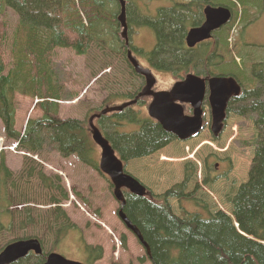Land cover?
<instances>
[{"label":"trees","instance_id":"16d2710c","mask_svg":"<svg viewBox=\"0 0 264 264\" xmlns=\"http://www.w3.org/2000/svg\"><path fill=\"white\" fill-rule=\"evenodd\" d=\"M162 1L169 2V5L159 6L155 14L148 16L142 15L136 7L148 1L128 0L126 16L131 27V22H134L135 25L152 28L156 37L155 44L150 51L144 52L148 66L151 69L169 73L174 80L183 79L189 72L196 75H208L210 71L217 73L214 61H217L219 65L225 60L221 57L227 58V52L230 49L233 50L228 43V37L238 16L235 6L238 5L241 8V16L244 17L246 23L257 18L262 7V0H231L236 14L231 23L223 27L218 35L219 45H223L226 49L225 52H221L222 55L212 45L192 49L185 45L188 29L200 24V19H198L200 18V6L197 8L195 4L198 1L207 3L212 0ZM7 2L8 0H0V15L6 11ZM213 2L227 5L222 0ZM248 12L251 14L248 15ZM53 13L58 16L59 23L50 27L22 19L17 20L10 27L0 17V123L3 138L10 143L13 140L14 148L33 153L32 155L41 154L43 144L46 143L50 150L61 157L75 156L80 162L88 164L106 177L107 175L99 168L98 148L92 141L88 119L93 113L99 112L117 99H133L135 97L133 84L141 75L135 72L126 57L128 82L125 90L123 85L122 89L111 91L99 107L90 109L92 114L89 112L87 121L73 117L63 118L59 116L60 108L57 102L69 99V96L65 94L64 86L66 85L63 83V86L60 83L51 59L56 47H72L78 54L86 55L91 48L100 45L102 48L110 47L112 52L113 47L119 45L116 43L117 30H119L116 17L119 13V5L113 0H59ZM11 29L13 30L9 46L10 62L8 63L4 41L7 31ZM131 30L133 27L129 28V32ZM72 36H75V39L71 40ZM219 45L216 41L214 46L219 47ZM130 48L133 52L139 51L131 44ZM124 51L126 56L125 45ZM122 52L114 53L123 58ZM241 57L237 55L242 64L237 69L232 68L236 64V61L232 60L231 69L218 72L219 76H223L220 74L233 75L244 85L241 96L236 100V102L243 103L238 107L241 110L235 111L233 115L245 117L248 111L252 112L256 115L254 123L258 131L252 143L254 147L252 163L243 176L245 179L237 188V182L231 179L229 191L231 193L227 196L233 213L235 212L238 217V230L231 237L233 240L231 249L199 229L195 218L203 220V216L209 214L206 212L208 211L207 206L195 198L192 195L193 192H187V183L191 182L192 178L189 168L192 167L193 171L197 168L195 163L187 161L185 166L189 167L185 168L189 171L188 178L185 177V181L174 185L162 194L154 195L143 184L141 185L147 192L145 196H138L123 189L125 204L121 206L119 201L117 213L121 208L123 209L128 219L139 229L149 248L147 252L137 236L120 220L145 250V255L138 259L140 263L146 260L150 264H264V64L257 65L255 63L259 60L250 59L251 67H249L250 63L245 66V55ZM132 81L134 83L131 84ZM18 94L33 101L36 100L33 110H38L40 114L29 117L22 130L17 129L16 126V96ZM145 99L143 97L138 100L137 108L126 107L122 111L103 114L94 120L95 125L121 159L125 173H127L126 164L130 160L148 157L167 144L176 141H188L207 126L210 127L204 119L200 132L187 139H180L165 131L157 121L147 116L143 109ZM230 114H226L224 127L218 133L219 135L214 136L212 133L213 140H216L225 129ZM127 127L131 128L127 129ZM25 155L30 157L28 154ZM4 157V152L0 151V231L5 229L10 235L5 245L15 240L36 238L41 244L42 252L35 254L30 251L25 257L12 264H43L47 255L52 252H46L45 248L49 250L55 246V251L60 250L59 246L61 247L64 238L76 228L69 222L66 213L59 205L62 199L68 198V193L60 183V175L54 173L52 177H48L38 170L39 173L34 176L41 181L43 186L52 185L51 188H54L52 192H56L57 196L50 195L48 200L51 205L56 204L55 208L52 209L50 217L36 227L41 209L28 205L29 192L23 196L24 190H12L15 188V182L10 180ZM227 166L230 167V164ZM211 168L209 169V166L204 168V175L206 176V171L208 177H204L202 182L208 186L217 181L215 174L220 169L219 163H215ZM31 169H35L33 165ZM111 188L113 192L112 183ZM175 199L179 203L184 200L192 201L193 210L190 212L182 205L179 206V212H175ZM171 200L174 201L171 202ZM239 204L241 208H243L242 205L246 206L241 212L238 209ZM12 206L17 207L13 208L14 213L11 211ZM181 208L189 213L187 218L181 214ZM6 216H10L8 223L4 222ZM118 218L121 219L119 215ZM77 235L83 245L84 263L94 264V261L101 258L102 248L83 242L81 235ZM120 244L126 248V236L123 234L120 235ZM2 248L0 247V251ZM235 250L237 258L232 256ZM56 253L60 254L59 251Z\"/></svg>","mask_w":264,"mask_h":264},{"label":"rangeland","instance_id":"374dc122","mask_svg":"<svg viewBox=\"0 0 264 264\" xmlns=\"http://www.w3.org/2000/svg\"><path fill=\"white\" fill-rule=\"evenodd\" d=\"M146 1L148 2L136 6L142 15L151 16L155 14L159 6L169 5V2H163L162 0ZM58 4L59 0H8L6 11L0 17L10 27L20 19L50 27L59 23L58 16L53 13ZM261 6L260 16L255 23L242 28L241 17L237 19L236 29L230 31L229 34L233 43L232 49L234 47L235 49H230L227 52V58L225 56L221 57L225 60L219 65L217 61H214L217 73L221 70L226 72L229 68L231 69L232 60L236 61L235 66L232 67L233 69L240 67L242 65L240 58L243 55L246 58L244 59L245 66L250 63V59L259 60L255 63L257 65L264 64V0H262ZM235 7L239 15L241 8L238 5ZM236 9H234V13ZM250 14L248 12V15ZM131 24L134 29L129 32L130 44L136 46L139 50L134 52V55L142 66L148 67L144 52L150 51L154 47L155 33L148 26H138L134 22H131ZM12 30L7 31L4 41L8 63L10 62L9 46L12 41ZM242 30L243 32H241ZM118 36L119 30H117ZM70 38L73 40L75 36ZM116 43L119 45H115L112 52L109 49L110 47L102 48L99 45L91 48L86 55L78 54L72 47H56L53 50L51 60L57 70L60 83L66 85H63L65 94L69 96V99L57 102L60 108L59 116L86 119L85 121H87V116L92 114L90 109L99 107L111 91H118L122 89L123 85L124 90L127 88L128 71L124 42L118 37ZM120 43L122 44L121 48ZM225 50L223 45L217 46L218 53L225 52ZM116 51H123L124 59L115 54ZM236 55L240 56L237 60ZM221 67L223 68L220 69ZM152 71L156 76L157 83H160L158 88H163L165 85L170 86L174 81L173 77L167 72L154 69ZM98 78L99 80H97ZM158 88L155 90H159ZM123 100L117 99L113 104L120 103ZM35 101L20 94L16 96L17 129L22 130L29 117L40 115L38 110H33ZM237 104L243 103L237 102ZM146 105L147 103L143 107L145 112ZM133 107L137 108V105ZM204 107L207 111L204 119L210 125V110L206 103ZM255 116L249 111L245 117H239L232 113L227 119L225 129L216 140H213L212 132L207 126L201 133L188 141H176L167 144L148 157L130 160L126 164L125 170L143 184L149 192L158 195L174 185H179L186 180L185 177L188 178L189 171L185 167L189 166H185V162L195 163L197 168L194 171L192 167L189 168L191 169L192 174H190V177L192 178L191 182L187 183V192H193L192 195L201 200L209 211H206L209 215L203 216V220L195 218L196 223L199 225V229L211 238L229 246L231 249L233 243L231 237L238 230V217L235 212L233 213L231 202L227 201V196L231 193L229 192L231 179L237 182V188L245 179L243 176L246 170L251 166L254 150L252 143L256 137V132H258L254 123ZM130 128L127 127V129ZM1 130L0 128V137L3 136ZM12 143L13 140L10 143L3 137L0 138V150L4 152L10 180L15 182V188L12 190H24L23 196L29 192L28 205L41 209L36 227H39L52 214V209L55 208L54 205L56 204L52 203L54 205H51L48 199L50 195L56 197L57 193L52 192L54 190V188H51L52 185L43 186L41 181L34 175L39 173L38 170L48 177H52L54 173L60 175V183L66 189L68 198L66 200L62 199L59 205L61 210L66 213L69 222L76 226L75 230H72L64 238L61 247L59 246L60 250L58 251L64 258L71 261H85L83 245L77 235L80 234L84 240L83 242L102 248L101 258L94 261V264H150L146 260H144V263L138 261L139 258L145 255V250L130 234L131 232L126 229L120 221L121 219L118 218L117 210L121 199L114 196L108 176L104 177L101 172L86 163L80 162L75 156L61 157L58 153L50 150L46 143L43 144V151L39 155H32L33 153L30 154L21 149H16ZM25 154L30 157H26ZM215 163H219L221 171H225L226 176L221 181H214L209 186L203 184V178L208 177L206 171V176L204 175V168L206 169L209 166V169H212L211 166ZM228 164H230V167L227 166ZM32 165L35 168L34 170L31 169ZM54 183L56 184V181ZM197 186L198 188H196ZM173 201L171 200V202ZM174 205V211L177 213L180 210L179 206L182 205L190 212L194 208L192 201L189 200L180 201V203L176 200ZM242 207L246 208L243 205ZM13 208L17 207L12 206V212L14 211ZM243 208L240 204L238 205L240 212L244 210ZM181 209V214L187 218L189 213H186L183 208ZM9 220L10 216L4 218V222L8 223ZM122 234L126 236V248L120 244V235ZM9 238L10 235L5 229L0 231V247L4 248ZM45 249L46 252H53V250L58 252L55 251V246L49 250ZM232 256L233 258L238 257L236 250Z\"/></svg>","mask_w":264,"mask_h":264},{"label":"water","instance_id":"95a60500","mask_svg":"<svg viewBox=\"0 0 264 264\" xmlns=\"http://www.w3.org/2000/svg\"><path fill=\"white\" fill-rule=\"evenodd\" d=\"M120 6V12L117 15L119 22V36L128 44V29L126 22V1L117 0ZM206 20L199 27L191 28L186 35V44L188 47H194L198 42L210 38V33L225 24L231 14L227 8H206L205 9ZM136 71H140L136 68ZM147 77L150 76L147 74ZM205 80H207L209 88L208 101L211 109L212 128L219 131L224 119V108L226 101L233 94H238L240 87L236 84L235 80L231 77L214 76L209 78H202L195 74H188L185 80L176 82L169 91L152 93L153 101L149 105V112L153 114V111H160L163 117H158L159 121L163 123V126L172 130L176 125L179 130H183V127L187 129L188 135L198 130L203 122V100L205 95ZM148 87L151 84L147 85ZM178 88V89H176ZM157 94V95H156ZM155 96L159 102L163 105H157L154 103ZM182 102L190 103L192 107V114L186 115L183 112ZM195 108V111L193 110ZM120 110L122 107H114L111 110ZM166 109V110H165ZM107 112V111H105ZM158 112V113H160ZM167 113V114H166ZM194 123H197V127H193ZM177 132V131H175ZM94 142L98 145L101 151V168L110 175L112 181L117 188L125 186L129 188L133 193L143 195L144 188L131 176H128L122 172V166L120 160L116 157L114 150L110 144L102 137L100 132L93 128L91 131ZM178 135L186 137L187 134L183 131L178 132ZM116 190V189H115ZM116 195L121 198L115 191ZM121 218L135 233H138L137 229L132 226L125 216L120 213ZM139 234V233H138ZM34 252L40 254L41 246L34 241V239H25L21 242L7 244L0 252V264H10L25 255L28 252ZM43 264H83L79 261H71L64 258L61 254L52 252L46 257V261Z\"/></svg>","mask_w":264,"mask_h":264},{"label":"bare ground","instance_id":"6f19581e","mask_svg":"<svg viewBox=\"0 0 264 264\" xmlns=\"http://www.w3.org/2000/svg\"><path fill=\"white\" fill-rule=\"evenodd\" d=\"M116 19H117V17H116ZM117 22H118V20H117ZM126 22H127V29H128V44L126 45V43H125V41L123 40V42H124V45H125V47H126V57H127V59H128V61H129V63L133 66V68H134V70H135V72L137 73V74H139V75H141V76H143L147 81H148V83L149 84H151V86H154L153 85V81H155L156 83H157V79H156V76L154 75V73H153V71H152V69L148 66V67H144V66H142V64H140L139 62H138V60H137V58H136V56L134 55V52L132 51V49L130 48V35H129V24H128V21H127V17H126ZM118 26H119V22H118ZM119 32H120V30H119ZM119 37V39H121L120 38V36H118ZM122 40V39H121ZM136 68L137 69H139L140 71H136ZM147 74L150 76V78H148L147 77ZM188 74H195V73H193V72H189V73H187L185 76H184V78L183 79H180V80H174V81H172V83L170 84V86H169V89H171L172 88V86L176 83V82H180V81H183V80H185V78H186V76L188 75ZM218 74V73H217ZM196 75V74H195ZM10 79V78H9ZM144 86H146V85H144ZM176 89H178V88H176ZM156 91H159V90H156ZM156 91H153V88H152V90H151V92L152 93H157ZM153 95V94H152ZM152 95L151 94H148V93H146V94H144V95H141V94H138L137 96H135L133 99H128V100H123L122 102H120V103H117V104H111V105H106L103 109H101L99 112H97V113H95V114H92L90 117H89V119H88V128H89V132H90V135H91V138H92V134H91V131H92V129L93 128H96L99 132H100V134L102 135V137L110 144V142L105 138V136L102 134V132L98 129V127L95 125V123H94V120L96 119V118H98V117H100L101 115H103V114H108V113H112V112H119V111H122L124 108H126V107H133L136 103H137V101H138V99L139 98H143V97H150V100H149V102L147 103V105H146V114H147V116L149 117V118H151V119H153V120H155V121H157L160 125H161V127L165 130V131H167V132H170V133H172V134H174V135H176L178 138H180V139H187V137L189 138V137H191L192 135H195V134H197L198 132H200V130L202 129V126H203V122L201 123V125H200V127L198 128V130L196 131V132H194V133H191V134H189L187 137H181V136H179L178 135V131L177 132H175V130H168V129H166L164 126H163V123L162 122H160L159 121V118L158 117H161L162 116V114L161 113H158V112H156V111H153L152 110V112H153V114H151L150 112H149V105L151 104V102H152ZM114 107H122V109H120V110H111V108H114ZM105 111H107V112H105ZM158 116V117H157ZM225 117H226V115H224V119L222 120V125H221V127H223V124H224V120H225ZM198 126V124L197 123H194V126L193 127H197ZM212 126V118H211V123H210V127ZM211 130V129H210ZM211 132L213 133V135L214 136H217L218 135V131L217 132H213L212 130H211ZM92 141L94 142V140H93V138H92ZM94 144L96 145V147L98 148V163H99V168H100V170L105 174V175H107L108 177H109V179H110V181H111V183L113 184V193H114V196L115 197H118V195H116V193H115V191L119 194V195H121V201H120V203H121V206H123L124 204H125V197H124V193H123V189H127L129 192H131V193H133L129 188H127V187H125V186H120L119 188H117L116 187V185L114 184V182L112 181V179H111V177H110V175L108 174V173H106L102 168H101V164H100V161H101V151H100V148L98 147V145L94 142ZM110 146H111V148L113 149V147H112V145L110 144ZM114 150V149H113ZM114 152H115V150H114ZM115 155H116V157L120 160V162H121V166H122V172L124 173V174H126V175H128L127 173H125L124 172V170H123V163H122V161H121V159L118 157V155L115 153ZM128 176H131V175H128ZM132 177V176H131ZM133 179H135L134 177H132ZM136 180V179H135ZM137 181V180H136ZM140 185H141V183L139 182V181H137ZM143 188H144V193H143V195H138V194H136V195H138V196H145L146 194H147V192H146V189H145V187L143 186V185H141ZM116 189V190H115ZM133 194H135V193H133ZM120 213H122L124 216H125V218L129 221V223L132 225V226H134L136 229H137V231H138V233H135L130 227H128L127 226V224L123 221V219L121 218V215H120ZM118 215H119V217L121 218V220L125 223V225L137 236V238L139 239V241L144 245V247H146V249H147V252L149 251V248H148V246H147V244H146V242L144 241V239H143V237H142V234H141V232L139 231V229L128 219V217L125 215V213L123 212V209L121 208L119 211H118ZM29 239H34V241L36 242V243H38L39 244V246H41V244H40V242H39V240L38 239H36V238H29ZM23 240H25V239H20V240H15V241H13V242H10V243H8V244H13V243H17V242H21V241H23ZM26 256V255H25ZM24 256V257H25ZM23 258V257H22ZM22 258H20V259H22ZM19 260V259H18ZM17 261V260H16ZM16 261H14V262H16ZM14 262H12V263H14ZM12 263H10V264H12Z\"/></svg>","mask_w":264,"mask_h":264},{"label":"flooded vegetation","instance_id":"af4514ba","mask_svg":"<svg viewBox=\"0 0 264 264\" xmlns=\"http://www.w3.org/2000/svg\"><path fill=\"white\" fill-rule=\"evenodd\" d=\"M182 1H186V2H192L193 0H182ZM214 0H212V1H209V2H207V3H201V2H197L196 4H195V6L197 7V8H199V6H200V8H199V10H200V12H199V10L198 9H196L195 8V10H197L198 12H199V15H200V18H198V19H200V24L199 25H196V26H192V27H190L189 29H188V31L191 29V28H193V27H199V26H201L204 22H205V20H206V14H205V9L206 8H220V7H222V8H227V9H229V11H230V14H235L234 13V7L231 5V0H222L223 2H225L227 5H224V4H221V3H214L213 2ZM212 3H214V4H212ZM128 21V20H127ZM231 23V17H230V19L223 25V26H221V27H219V28H217V29H215V30H213L211 33H210V38H208V39H204V40H202V41H200V42H198L194 47H192V48H199V47H201V46H204V45H212V47L214 48H217L216 46H214L215 45V42L217 41V42H219V40H218V35H219V33H221V31L223 30V27H225V26H227V25H229ZM231 26V25H230ZM229 26V27H230ZM129 28L131 29L132 27H131V25L129 24ZM134 29V28H133ZM188 31H187V33H188ZM187 33H186V35H187ZM129 35H130V33H129ZM131 39V38H130ZM219 44V43H218ZM185 45H186V47L187 48H189V49H192V48H190V47H188L187 46V44H186V36H185ZM212 48V49H213ZM146 62H147V59H146ZM147 64H148V62H147ZM250 66L249 67H251V65L252 64H249ZM214 74V75H213ZM215 75H218L219 76V74H217V73H211V71H210V74L208 73V75L207 74H201V75H199V74H197V76H199V77H202V78H209V77H214ZM220 75H223V76H221V77H231V78H233L234 80H235V82H236V84L240 87V91H239V93L238 94H233V95H231V97H229L228 98V100L226 101V106H225V108H224V115H226V114H232V113H234L235 111H238V110H241V108H238L239 106H240V104L238 105L237 104V102H236V100L241 96V94H242V92H243V90H244V85L241 83V82H239L238 81V79H236L237 77H234L233 75H228V74H220ZM149 83H148V81L143 77V76H141V77H138V79H137V82L135 83V84H133V91L135 92V96H137L138 94H141V95H144V94H146V93H148V92H150L151 90H152V88H153V91H156L155 89L156 88H158L159 86H160V83L158 84V83H156L155 81H153V85L154 86H147ZM144 85H146V86H144ZM159 89V91H156V92H164V91H169L170 89H169V86L168 85H165V87H163V88H158ZM158 94V93H157ZM156 94V95H157ZM152 95V94H151ZM208 96H209V88H208V84H207V80H205V95H204V100H203V120H204V118L206 117V114H207V111H206V109H205V107H204V105H205V103L208 105V107H209V113H210V116H211V109H210V105H209V101H208ZM146 99H145V104L146 103H148L149 102V100H150V97H145ZM139 99H141V98H139ZM138 99V100H139ZM152 101H153V95H152ZM137 103H138V101H137ZM137 103L135 104V105H137ZM154 103L155 104H157V105H160L161 107H162V103L161 102H159L158 101V99H157V96H155V100H154ZM145 104H144V106H145ZM182 104V106H183V112H184V114H186V115H191L192 114V107H191V105H190V103H188V102H182L181 103ZM143 106V107H144ZM166 110V109H165ZM193 110L195 111V108L193 107ZM157 112H160V111H157ZM161 113V112H160ZM167 114V113H166ZM161 117H163V116H161ZM203 124H204V121H203ZM224 127V126H223ZM213 132H217V130H213V128H212V126L211 127H209ZM221 129H222V127L220 128V130L218 131V132H220L221 131ZM173 130H175V131H178V132H180V131H183V133H186L187 134V136H188V131H187V129L186 128H184L183 127V130H179V127L176 125V127H174L173 128ZM219 135V134H218ZM186 136V137H187ZM188 138V137H187ZM1 151V150H0ZM229 163H230V161H229ZM216 167H217V165H216ZM224 173H225V171H221L220 169H218V172L215 174V176H216V178H217V180H221V179H223L224 178ZM226 176V175H225Z\"/></svg>","mask_w":264,"mask_h":264},{"label":"crops","instance_id":"0c3cea01","mask_svg":"<svg viewBox=\"0 0 264 264\" xmlns=\"http://www.w3.org/2000/svg\"><path fill=\"white\" fill-rule=\"evenodd\" d=\"M0 128L2 129L1 123H0ZM1 132L3 133V130H1ZM2 137H3V136H2ZM2 137H0V138H2Z\"/></svg>","mask_w":264,"mask_h":264}]
</instances>
